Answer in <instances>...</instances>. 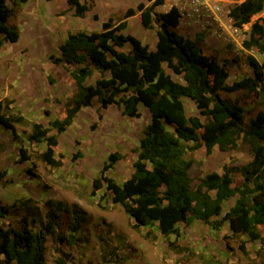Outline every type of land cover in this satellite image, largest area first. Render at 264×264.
<instances>
[{
  "label": "trees",
  "instance_id": "16d2710c",
  "mask_svg": "<svg viewBox=\"0 0 264 264\" xmlns=\"http://www.w3.org/2000/svg\"><path fill=\"white\" fill-rule=\"evenodd\" d=\"M29 0H0V48L4 42L16 43L21 38L17 25L9 19L23 3ZM139 2L128 8L123 17L112 16L102 22L99 31L77 30L68 32L59 45L60 56L50 55L56 63L75 64L70 71L76 91L65 103L63 117H55L50 126L34 122L27 139L44 142L46 149L39 158L48 165L58 166L62 161L55 155L59 144L58 133L65 132L79 112L95 102L100 108L115 104L127 117H140V105L148 108L151 118L135 148L134 171L118 183L108 175L124 155L120 151L109 153L100 175L92 182V194L103 186L111 200L121 205L134 221L133 226L157 225L170 248H178L176 239L182 235L181 223L203 222L213 230L224 224L232 236L246 235L252 242L264 245V110L246 120V110L240 101L223 97V92L244 91L257 93L264 100V64L254 55L247 56L251 75L229 82L226 61L204 51L206 31L197 32L194 38L184 36L177 28L182 12L173 5L166 12L155 8L164 0ZM69 8L78 17H84L89 5L82 0H67ZM264 10V0H243L229 10L233 25L242 28L250 23L248 37L242 42L245 49L256 48L264 53L263 19L252 18ZM139 13L146 29L157 35L155 49H150L138 37L125 34L128 18ZM98 19V15H95ZM130 45L127 49L126 46ZM235 60V59H234ZM100 76L90 83L94 71ZM48 79L52 82L51 77ZM190 99L200 115L188 114L184 99ZM14 101L0 99V126L20 143L17 125L27 121L13 105ZM102 117V115H100ZM51 128L57 134H50ZM240 142L247 145L250 159L240 165H223V171H209L195 184L190 171L194 158L188 151L202 147L207 154L215 148L229 152L238 149ZM18 162L31 161L27 148L19 144ZM83 153L78 150L74 162ZM34 164L26 172L36 177ZM241 174L240 184L234 185V172ZM0 171V180L4 177ZM50 211L40 230H34L23 217L19 227H6L0 222V263L48 264L46 257L47 235L59 244L75 242L76 233L66 238L57 232V214L47 201ZM38 202L32 197L17 198L10 205H0V217L20 211L39 213ZM226 210V211H225ZM69 254L60 250L56 264H68Z\"/></svg>",
  "mask_w": 264,
  "mask_h": 264
},
{
  "label": "rangeland",
  "instance_id": "374dc122",
  "mask_svg": "<svg viewBox=\"0 0 264 264\" xmlns=\"http://www.w3.org/2000/svg\"><path fill=\"white\" fill-rule=\"evenodd\" d=\"M241 1L222 0V20L225 23L230 24V8ZM82 2L90 7L84 17L76 16L68 7L67 0H29L11 17L10 23L19 27L21 38L16 43L4 42L0 48V99L13 100V105L27 121L17 125L20 143L0 126V171L5 173L0 180V205H10L17 198L32 197L40 210L37 214L20 211L0 217V222L6 227H19L22 218L27 216L29 225L38 231L47 221L46 215L50 211L47 201L53 200L54 213L58 215L55 220L57 232L68 238L74 231L76 237L73 244H59L54 236L47 235L48 264H56L60 250L69 254L68 264H264V245L252 242L246 235L232 236L227 223L221 230H213L200 221L191 225L181 223V237H169L177 241L178 248H170L156 224L134 227L132 218L121 205L112 202L105 186L92 194V182L100 175L109 153L120 151L124 155L108 172L110 177L121 183L133 173L135 148L151 118L144 105L139 109L141 116L136 118L124 116L115 104L100 108L95 102L78 114L65 132L58 133L55 155L62 164L48 165L39 158V153L46 149V143L28 141L33 123L50 126L52 119L63 117L64 105L76 91L70 73L76 65L56 63L50 55L60 56L59 45L68 32L82 29L99 31L102 22L109 17L118 20L124 15L123 11L105 1ZM163 9L160 5L155 11L160 13ZM95 15L99 18L96 19ZM258 18L263 19L264 24V10L252 21ZM193 21L187 27L183 19L179 29L187 35L206 31L204 51L222 62L226 61L230 83L248 75L246 60L249 54L264 64V53L256 48L252 52L243 47L250 23L233 36L227 27L219 24L207 26L203 23L204 18ZM140 28L144 29L139 18L138 23L137 20L131 22L129 31L141 36ZM143 31L156 36L154 29L145 28ZM99 76V71H94L89 82H95ZM223 95L240 101L247 117L264 110V100L257 93L245 94L240 90L223 92ZM186 107L188 114L200 115L193 103H186ZM88 112L91 114H86ZM50 134H57V131L51 128ZM19 144L27 148L31 161L18 162ZM78 150L83 156L73 162L71 158ZM186 157L196 161L190 175L197 184L205 173L212 170L222 172L225 163L240 165L251 156L247 145L240 142L238 149L229 152L215 148L212 154H207L202 147L188 151ZM33 164L36 177L26 172L27 167ZM233 177L234 185L240 184L241 174L236 171ZM261 231L264 234V228ZM0 264L6 263L2 261Z\"/></svg>",
  "mask_w": 264,
  "mask_h": 264
},
{
  "label": "crops",
  "instance_id": "0c3cea01",
  "mask_svg": "<svg viewBox=\"0 0 264 264\" xmlns=\"http://www.w3.org/2000/svg\"><path fill=\"white\" fill-rule=\"evenodd\" d=\"M102 2H106L107 4H113V7H117L118 9H120L121 11H123V13H125V11L128 9V8H131V7H133V8H135L136 6H137V4L139 3V2H146L145 0H101ZM67 4H68V2H67ZM163 5V7H164V9L161 11V12H166L167 10H169L173 5H176L177 7H179L180 8V10H182V5H183V1L182 0H164V3L162 4ZM68 7H69V4H68ZM158 7V6H157ZM156 7V8H157ZM56 11L58 12V11H60V9L59 10H57L56 9ZM135 18V19H134ZM139 14H136V15H134V16H132V17H130V18H128V20H127V28L124 30V32H125V34H131V35H134V36H136V37H138L139 39H141L142 41H143V43H145V44H148L149 45V47H150V49H155V47H156V43H157V35L155 36V35H153V34H150V33H148L147 31H143L144 29H141L142 30V33H141V36H137L134 32H130L129 31V26H130V24H131V22L132 21H134V20H137V23L139 22ZM183 18V17H182ZM10 20H11V18L9 19V24H11L10 23ZM182 20L183 19H181V22L180 23H182ZM184 20H185V23H187V27L188 26H191V23H194V21L192 20V19H189V18H184ZM143 26V25H142ZM179 27H180V24H179V26H178V28H177V30H178V32L179 33H181V34H183L184 36H188V37H190V38H194L195 37V34L197 33H194V34H191V33H189L188 35L187 34H185L183 31H181L180 29H179ZM146 30H148V29H146ZM143 38L145 39V40H143ZM126 48L127 49H129L130 48V45H127L126 46ZM252 52H253V50H254V48H252V49H250ZM252 54V53H251ZM249 70V69H248ZM248 75H251V70H249V73H248ZM229 79V78H228ZM222 95H223V93H222ZM223 97H226V98H229V97H227V96H224L223 95ZM230 99V98H229ZM184 101H185V104L186 103H188L189 105L191 104V103H193L190 99H187V98H185L184 99ZM193 105L195 106V104L193 103ZM242 105V104H241ZM141 106L142 105H140L139 106V109L141 108ZM86 108H88V107H85V108H83L80 112H79V115L80 114H82V112H84V110H86ZM258 113V112H257ZM86 114H91V112H88V113H86ZM194 115H197V114H194ZM246 115V114H245ZM256 115V114H255ZM255 115H251L250 117H254ZM76 118H78V116L76 117ZM248 118L249 117H247V115H246V120H248ZM76 120V119H75Z\"/></svg>",
  "mask_w": 264,
  "mask_h": 264
},
{
  "label": "built area",
  "instance_id": "2783aa9c",
  "mask_svg": "<svg viewBox=\"0 0 264 264\" xmlns=\"http://www.w3.org/2000/svg\"><path fill=\"white\" fill-rule=\"evenodd\" d=\"M182 16L183 18L197 19L200 21L204 18V22L207 26H213L219 24L220 26L227 27V31L234 36L240 28L233 25L232 19L230 18V24L225 23L222 20L223 3L222 0H182Z\"/></svg>",
  "mask_w": 264,
  "mask_h": 264
}]
</instances>
